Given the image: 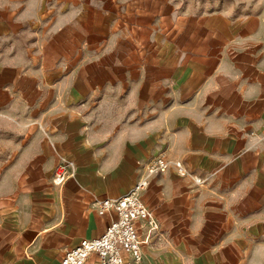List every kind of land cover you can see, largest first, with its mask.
I'll return each instance as SVG.
<instances>
[{
	"label": "crops",
	"instance_id": "1",
	"mask_svg": "<svg viewBox=\"0 0 264 264\" xmlns=\"http://www.w3.org/2000/svg\"><path fill=\"white\" fill-rule=\"evenodd\" d=\"M0 114V264H61L161 152L204 182L152 177L141 264H264V1L0 0Z\"/></svg>",
	"mask_w": 264,
	"mask_h": 264
},
{
	"label": "built area",
	"instance_id": "2",
	"mask_svg": "<svg viewBox=\"0 0 264 264\" xmlns=\"http://www.w3.org/2000/svg\"><path fill=\"white\" fill-rule=\"evenodd\" d=\"M73 168L74 164L69 161L57 164L53 182L59 186L63 185L72 177ZM171 168L175 169L180 178L191 177L196 185L204 182L182 161L169 159L166 152L144 161L143 171L128 194L98 202L99 215H114L105 231L99 237L84 239L78 246L68 250L61 264H87L93 255L97 256V264H141L142 245L145 241L140 237V229L146 226L150 233L159 230L153 212L146 206L142 196L152 177L164 174Z\"/></svg>",
	"mask_w": 264,
	"mask_h": 264
},
{
	"label": "rangeland",
	"instance_id": "3",
	"mask_svg": "<svg viewBox=\"0 0 264 264\" xmlns=\"http://www.w3.org/2000/svg\"><path fill=\"white\" fill-rule=\"evenodd\" d=\"M181 11L192 12H215V11H230L233 14H242L259 5L264 0H170ZM12 119L0 114V135L8 134L6 122Z\"/></svg>",
	"mask_w": 264,
	"mask_h": 264
}]
</instances>
